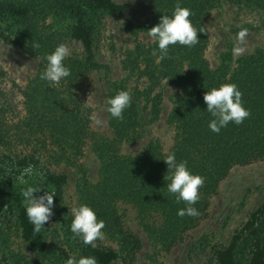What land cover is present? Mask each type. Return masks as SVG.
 Masks as SVG:
<instances>
[{
	"label": "trees",
	"instance_id": "16d2710c",
	"mask_svg": "<svg viewBox=\"0 0 264 264\" xmlns=\"http://www.w3.org/2000/svg\"><path fill=\"white\" fill-rule=\"evenodd\" d=\"M237 4H249L264 9V0H228ZM189 8L190 20L197 29L199 43L192 47L179 43L169 46V57L158 60V42L138 43L128 52L124 69L128 76L143 78L144 87L130 88L126 80L107 79V98L120 90H131L132 103L125 109L124 119L113 118L108 112L111 135H89V116L81 102L71 99V89L76 79L85 74L83 68L97 70L100 64L94 53V26L96 14L105 13L118 17L128 8L125 2L115 0H0V39L16 45L23 53L39 59L38 73L25 91L27 100L28 131L41 133L48 144L56 147L52 154L59 164L77 165L82 146L92 139V148L99 160V180L91 183L85 177L78 181L79 206L89 205L104 220L103 229L108 235L124 244H137L136 238L122 227L117 201L133 203L143 226L153 241L168 250L178 243L183 234L201 218L211 197L217 192L220 182L235 165H247L264 157V49L256 48L233 60L231 45L219 55L218 64L211 67L205 57L208 30L205 24L210 12L219 0H150V15L144 24L136 28L126 21L132 31H147L160 22L162 15L171 16L176 4ZM137 34L136 32H134ZM139 31V32H140ZM66 34L81 46L82 58L67 61L65 66L71 74L58 84L42 80L47 66L46 56L59 45ZM148 35V34H147ZM38 43L39 48L33 44ZM157 55H152L153 51ZM166 81L178 91L171 97L172 106L167 114V123L175 128L174 146L177 162L187 161L192 174L205 177L200 188V199L194 205L200 215L180 217L177 212L186 205L176 202V195L168 192L167 177L172 175L164 162L159 140L148 141L142 150L122 154L124 141H137L145 127L157 121L161 112L162 94L159 85ZM223 83H235L242 92L244 107L251 115L242 124L230 122L217 134L209 128L213 119L207 111L204 94ZM109 107V105H108ZM27 131V132H28ZM31 156L0 154V210L15 216L20 236L32 256L12 253L14 264H65L70 256L95 257L97 264H112L122 256L113 247L86 245L82 237L71 231L73 216L64 206V187L67 172H56L47 167L36 166ZM33 165L32 172L26 171ZM10 167L7 170V167ZM24 171L23 181H16V173ZM11 180H4L5 176ZM25 181L27 183H25ZM29 186L40 187L42 192H54L55 209L63 220L60 227L63 245H48L44 229L34 232V226L26 215L22 190ZM6 206V207H5ZM156 214L161 222L155 224L147 218ZM147 216V218H146ZM156 263V261L153 262ZM211 264H264V198L248 214L246 221L231 235L228 243L216 250Z\"/></svg>",
	"mask_w": 264,
	"mask_h": 264
},
{
	"label": "rangeland",
	"instance_id": "374dc122",
	"mask_svg": "<svg viewBox=\"0 0 264 264\" xmlns=\"http://www.w3.org/2000/svg\"><path fill=\"white\" fill-rule=\"evenodd\" d=\"M128 4L126 11L118 17L105 13L96 14L94 26V53L100 64L97 70H88L77 77L69 97L81 102L89 116L87 124L89 135L109 136L111 127L108 122V104L105 81L107 79L126 80L130 88L144 87L143 78L137 75L128 76L124 69V61L128 52L136 44H147L152 41L146 33L134 31L126 26L131 22L136 28L144 24L150 15V0H115ZM208 30V43L205 50L211 67L219 61L220 53L231 45L233 60L256 48L264 49V9L249 5L237 4L228 0H219L205 20ZM246 28L248 33L241 43L238 33ZM1 29V24H0ZM59 44H66L71 55L64 60L77 61L82 58L80 44L60 32ZM234 47L243 49L242 53L234 54ZM39 59L23 53L16 45L4 43L0 39V154L28 156L36 161V166L47 167L56 172H67L68 181L64 187L63 201L68 212L79 207L78 181L85 177L89 182L99 180V160L92 148V139L82 146V154L75 166L59 164L52 151L56 148L44 140L41 133L28 131L27 100L25 91L31 80L38 73ZM66 78L62 80L65 81ZM158 90L162 94L159 119L145 127L143 136L137 141H124L122 154H134L150 140H159L163 153L169 155L174 146L175 128L167 123L166 117L172 106L171 97L178 88L163 81ZM95 117L101 121L96 124ZM28 131V132H27ZM91 133V134H90ZM30 166H33L30 164ZM9 166L7 170H9ZM34 168V167H33ZM1 173V172H0ZM24 171L16 173V181H23ZM13 181L12 176L3 177ZM45 192L37 196L44 195ZM264 198V157L247 165H235L228 175L220 182L217 192L211 197L209 205L198 222L187 230L181 240L168 250L163 249L159 242L153 241L143 226L145 218L140 216L138 207L126 201H117V209L122 219V227L136 238L137 244H124L128 250L120 247L119 240L105 234L103 240H96L95 245L104 248L113 247L122 252V256L112 264H211L218 248L225 246L233 232L247 219L248 214ZM6 207V206H5ZM53 215L44 225L47 244H63L60 227L63 220L53 206ZM147 218V216H146ZM155 224L161 219L155 213L147 218ZM12 253L32 256L26 243L20 236L14 215L4 209L0 210V264H14L10 258Z\"/></svg>",
	"mask_w": 264,
	"mask_h": 264
},
{
	"label": "clouds",
	"instance_id": "9594fccd",
	"mask_svg": "<svg viewBox=\"0 0 264 264\" xmlns=\"http://www.w3.org/2000/svg\"><path fill=\"white\" fill-rule=\"evenodd\" d=\"M192 11L187 7H181L176 4L175 10L171 16L162 15L160 22L147 31L150 38L158 42L159 56L158 60H163L169 57V46L179 43L182 46L192 47L199 43L198 32H203V29H197L193 26L190 17ZM248 30L241 28L238 33V40L242 43L245 39ZM34 48H39L38 43L33 44ZM243 49L234 47V54L242 53ZM71 55L69 47L61 43L55 50L46 56L47 66L41 74V79L58 84L63 78L71 74L70 68L66 67L64 60ZM152 55L156 56L154 50ZM242 92L235 83H223L218 88L214 87L204 94V101L207 105V111L213 119L209 123V128L215 133H219L222 128L227 127L230 122L236 125L242 124L250 117L251 112L244 107L242 100ZM132 103L131 90H120L114 97L107 100L109 107L107 111L113 118L123 120L125 109L130 107ZM96 124L101 121L93 117ZM168 165V170L172 175L167 177L170 183L167 184L168 192L176 195V202L179 204L183 201L185 208L178 210L177 215L184 217H198L200 212L194 205L200 199L199 190L204 186L205 177L192 174L187 167V161L177 162L175 154H169L164 159ZM33 166H29V173L32 172ZM25 183H27L25 181ZM40 187L29 186L22 190V195L25 198L26 215L29 221L34 226V232L39 233L46 222L53 215L54 192H45L44 195L35 197L33 193L39 192ZM73 220L71 222V231L77 237H82L83 243L86 245L95 246L96 240L104 239L105 227L104 220H98L96 212L87 204L73 207L71 209ZM65 264H97L95 257L81 256L78 260L75 256H70Z\"/></svg>",
	"mask_w": 264,
	"mask_h": 264
}]
</instances>
